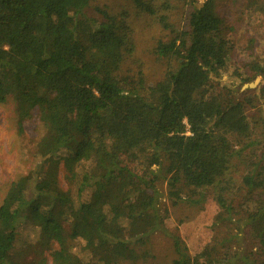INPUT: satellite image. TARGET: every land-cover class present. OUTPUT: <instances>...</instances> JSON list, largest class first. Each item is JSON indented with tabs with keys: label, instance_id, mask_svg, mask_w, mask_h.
I'll list each match as a JSON object with an SVG mask.
<instances>
[{
	"label": "trees",
	"instance_id": "1",
	"mask_svg": "<svg viewBox=\"0 0 264 264\" xmlns=\"http://www.w3.org/2000/svg\"><path fill=\"white\" fill-rule=\"evenodd\" d=\"M91 1L0 0V103L14 98L20 131L32 118L42 128L39 162L12 183L0 205V264H19L13 255L26 221L56 243L51 264L127 260L150 233H143L145 223H134L125 237L127 214L134 204L141 213L152 210L163 171L171 197L194 204L198 192L212 191L218 207L233 214L230 170L243 149L254 146V128L244 100L205 94L232 51L213 0H189L187 28L180 29L170 22L167 0H125L170 35L155 48L168 66L153 87H146L141 72L134 79L119 77L133 53L127 14L97 9L101 19H93L85 13ZM242 184L245 225L264 246L261 168L254 166ZM77 241L87 261L73 259ZM174 248V264H187L177 241ZM199 256L204 260L198 264H221L210 254Z\"/></svg>",
	"mask_w": 264,
	"mask_h": 264
},
{
	"label": "rangeland",
	"instance_id": "2",
	"mask_svg": "<svg viewBox=\"0 0 264 264\" xmlns=\"http://www.w3.org/2000/svg\"><path fill=\"white\" fill-rule=\"evenodd\" d=\"M162 1L166 0H159V3ZM167 1L173 6L168 12L170 22L177 29L187 28L191 10L189 0ZM197 1L201 5L205 0ZM212 5L216 15L224 22V34L232 51L226 68L210 78L205 94L218 96L224 102L231 98L235 102L244 100L245 115L254 128V146L243 149L230 170L231 180L236 183L230 196L233 214L228 216L218 207L212 191L198 192L193 199L199 200L194 204L184 198L178 200L171 197L163 171L159 182L154 184L158 195L152 210L141 213L140 207L134 204L131 214H127L128 224L124 227L125 237H128L131 225L136 223L142 226L145 223L143 233L150 232L149 236L143 244L133 246L130 258L114 264H174L179 260L174 241L178 242L187 264H198V261L204 260L199 255L205 254L221 260V264H264V246L258 243L245 225L248 210L242 206L247 193L242 184L243 177L256 165L264 176V0H213ZM97 9H104L113 16L126 13L128 17L133 53L126 55L119 77L134 79L141 72L146 87L161 82L168 63L155 54V48L158 42L170 38L168 32L160 27L154 17L138 13L132 3L125 0H92L85 13L100 20ZM253 83L252 88H243ZM13 99L9 97L5 103H0V205L12 183L27 176L39 162L36 143L42 128L37 119L32 118L24 122L20 131ZM33 115H36L35 112ZM128 169L132 170L133 166L129 165ZM136 169V173H141ZM59 178L62 188L66 190L63 173ZM257 196L264 198V192H258ZM87 197L89 194L83 199ZM113 229L114 225L111 224ZM17 233L13 255L15 261L30 264L37 258H43V264H51V253L58 248L56 243L43 239L40 229L30 221L24 222ZM83 246L82 241L73 244L72 256L76 262L90 259L83 252ZM235 254L236 260L233 258Z\"/></svg>",
	"mask_w": 264,
	"mask_h": 264
},
{
	"label": "water",
	"instance_id": "3",
	"mask_svg": "<svg viewBox=\"0 0 264 264\" xmlns=\"http://www.w3.org/2000/svg\"><path fill=\"white\" fill-rule=\"evenodd\" d=\"M253 86H254V83L253 84H249V85H244L243 88H246V87L252 88Z\"/></svg>",
	"mask_w": 264,
	"mask_h": 264
}]
</instances>
